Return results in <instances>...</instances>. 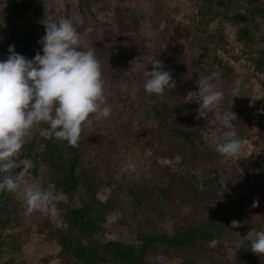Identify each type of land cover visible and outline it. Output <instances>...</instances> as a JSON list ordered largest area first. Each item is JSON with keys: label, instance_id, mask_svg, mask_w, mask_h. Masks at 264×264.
<instances>
[{"label": "rangeland", "instance_id": "obj_1", "mask_svg": "<svg viewBox=\"0 0 264 264\" xmlns=\"http://www.w3.org/2000/svg\"><path fill=\"white\" fill-rule=\"evenodd\" d=\"M11 1L0 0V60L9 54L2 21ZM41 2L35 14L15 19L20 45L31 40L35 55L42 47L38 41L45 34L44 18L71 19L80 35V47L94 49L101 63L106 101L112 113L100 121L93 118L92 123L82 127L86 147L78 174L81 177L83 170L84 175L72 199L57 192L47 167L41 165L36 175L25 173L26 183H37L61 197L55 216L38 210L25 214L26 204L21 198L0 190V202L9 208L4 215L10 219L0 229V264L66 262L70 257L61 252L58 239L69 228L66 206L76 208L84 202L94 206L91 219L98 212V218L108 223L104 229L100 222L93 235L82 239L85 246L92 245L101 254L95 264H122L110 251L104 252V245L119 235L134 242L137 234L175 238L185 225L207 218L215 222L224 216L226 227L219 230L209 226L213 239H200L193 247L155 242L146 263L260 264V260L253 261L249 255L245 259L238 257V248L250 242L257 231L264 230V191L256 190L249 196L238 187L243 177L264 183V15L260 4L249 0ZM238 13L247 18L246 25L233 20ZM242 29L248 33L241 34ZM157 59L174 80L158 95L160 106L172 104L173 98L182 102L213 154V160L201 166H179L171 161L166 157L169 150L165 143L176 138L170 134L155 135L159 119L150 115L145 106L143 71L129 68L135 60L143 70L150 71L151 63ZM179 69L187 78L183 84L178 83ZM213 71L220 73L218 87L223 92L219 110L235 104L247 114L242 131L237 134L242 152L235 157L225 158L215 151L216 139L226 130L215 119V110L209 111L206 118L197 119L199 104L184 98L189 91L198 90V79ZM50 136L49 125L40 122L24 143L34 142L40 148L42 139ZM129 162L136 165L133 170L125 167ZM22 163L17 160L18 167L13 171H19ZM174 171L193 182L199 173H211L222 183L218 188L223 196L221 205H212L208 211L195 207L175 183ZM222 186L231 188L229 195L223 194Z\"/></svg>", "mask_w": 264, "mask_h": 264}, {"label": "clouds", "instance_id": "obj_2", "mask_svg": "<svg viewBox=\"0 0 264 264\" xmlns=\"http://www.w3.org/2000/svg\"><path fill=\"white\" fill-rule=\"evenodd\" d=\"M42 23L45 34L38 41L42 47L33 58H26L9 45V54L0 60V190L21 198L26 204L25 214L38 210L55 216L61 197L37 183L24 181L33 166L31 160L25 159L19 171H13L26 137L35 125L45 122L54 137L76 145L82 127L93 118H108L112 107L106 101L101 63L94 49L80 47V35L72 20L44 18ZM134 61L129 69L143 71L147 94L160 95L172 86V75L161 60H154L150 71ZM219 78L220 73L213 71L198 79V90L189 91L184 98L199 104L197 119L215 110V119L226 129L216 139L215 151L225 158L235 157L243 148L232 123L237 115L230 108H218L223 99ZM174 159L179 162L182 158L177 154ZM125 167L133 170L136 165L129 162ZM250 244L254 253L264 254V230L257 231Z\"/></svg>", "mask_w": 264, "mask_h": 264}, {"label": "trees", "instance_id": "obj_3", "mask_svg": "<svg viewBox=\"0 0 264 264\" xmlns=\"http://www.w3.org/2000/svg\"><path fill=\"white\" fill-rule=\"evenodd\" d=\"M249 1L259 3L260 12L264 15V3L262 0ZM41 6V0H12L3 16L2 31L6 34L8 45H14L17 53L29 59L34 57L35 46L29 39L20 45V36L15 25V19L35 14ZM233 20L243 24V26L247 24V18L240 13L235 14ZM243 31L244 29L241 30V34L246 35L248 33ZM227 68L229 69V67ZM177 73L179 78L178 83L183 84L184 79H187L184 71L179 69ZM210 73L207 74L209 75ZM180 90L181 88L177 89V91ZM144 96L148 113L150 115H157L159 119V129L155 135L170 134L176 138V140L170 139L165 143L169 150L167 158L176 162L174 157L179 154L182 159L176 163L179 166L185 164L193 168L201 166L210 159L213 160V154L205 145L201 136L202 134L198 127L195 126V122L184 111L182 102L173 98L172 104L169 103L162 107L158 102V95H149L144 90ZM230 108L237 115V119L232 123L236 126L237 129L235 128V131L238 134L242 131V124H245L247 114L240 106H236L235 104L231 105ZM83 132L82 130L80 139L76 145H70L66 140L54 137L52 132L49 138L42 139V146L40 148H37L34 142L24 143L16 160H31L33 166L28 172L33 175L38 174L41 165L47 167L51 181L57 192L72 199L78 190L80 178L84 175L83 170L80 172L81 177L78 174L81 159L84 155V147H86V139ZM155 138L160 140V138ZM168 168L171 169V166L169 165ZM173 174L177 176L175 183H177L178 187H182L185 198L187 201L192 202L195 207L208 211L212 205H221V198L223 196L219 194L218 188L221 187L222 183L213 178L211 173L209 175L199 173L196 182L188 179L178 171H174ZM238 187L239 191L241 189L243 190L241 192L249 196L256 190L264 191V183L261 180H254L252 177L241 178L238 182ZM222 188L224 187L222 186ZM230 190L231 188H224L223 194L229 195ZM241 199L243 200L244 198L242 197ZM223 209L227 210L226 207H223ZM8 211L9 208H6L5 204L0 202V229H4L10 220L9 217L5 216L8 214ZM93 211L95 209L91 202H84L76 208L66 206V220L69 228L67 233L63 234L62 232L58 236V239L61 252L70 258L66 262H63V264H71L72 259L74 260V264H95V260L101 259V254L97 248L92 245L85 246L82 242V239L86 235L94 234L100 222L105 225L104 229L108 228V223L105 222V219L102 218L101 220V218H98V212H96L97 217L95 216L94 219L89 217ZM227 224L226 216L217 219L215 222L210 218L203 219L195 224L185 225L180 235L175 238H170L165 234L158 235L157 237H146L137 234V239L134 242L133 240L126 241L125 238L119 235L104 245V252L110 251L122 264H147L146 257L149 250L154 247L155 242L166 243L176 247H193L200 239L211 240L214 238L209 226L213 225L216 229L220 230L221 227H226ZM238 249L239 258L245 259L249 255L251 260L258 259L260 260V264H264V254L254 253L251 250L250 242L242 244Z\"/></svg>", "mask_w": 264, "mask_h": 264}]
</instances>
